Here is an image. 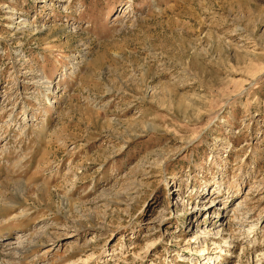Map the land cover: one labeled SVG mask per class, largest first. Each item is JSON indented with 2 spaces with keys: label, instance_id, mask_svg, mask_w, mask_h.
Wrapping results in <instances>:
<instances>
[{
  "label": "rangeland",
  "instance_id": "1",
  "mask_svg": "<svg viewBox=\"0 0 264 264\" xmlns=\"http://www.w3.org/2000/svg\"><path fill=\"white\" fill-rule=\"evenodd\" d=\"M0 264H264V0H0Z\"/></svg>",
  "mask_w": 264,
  "mask_h": 264
}]
</instances>
